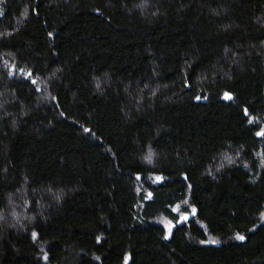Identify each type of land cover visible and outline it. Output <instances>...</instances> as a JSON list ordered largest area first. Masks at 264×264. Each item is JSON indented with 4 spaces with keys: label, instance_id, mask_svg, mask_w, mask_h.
<instances>
[{
    "label": "trees",
    "instance_id": "16d2710c",
    "mask_svg": "<svg viewBox=\"0 0 264 264\" xmlns=\"http://www.w3.org/2000/svg\"><path fill=\"white\" fill-rule=\"evenodd\" d=\"M0 264H264V0H0Z\"/></svg>",
    "mask_w": 264,
    "mask_h": 264
},
{
    "label": "rangeland",
    "instance_id": "374dc122",
    "mask_svg": "<svg viewBox=\"0 0 264 264\" xmlns=\"http://www.w3.org/2000/svg\"><path fill=\"white\" fill-rule=\"evenodd\" d=\"M175 212L179 216V222H183L184 220H189L190 217L192 216L193 213H181V211L177 208L175 209ZM166 230V238L168 239L171 234L173 229L175 228V224L171 221H168L164 218H158L157 220Z\"/></svg>",
    "mask_w": 264,
    "mask_h": 264
}]
</instances>
